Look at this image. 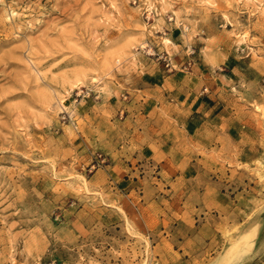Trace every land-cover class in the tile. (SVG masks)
I'll use <instances>...</instances> for the list:
<instances>
[{
  "label": "rangeland",
  "instance_id": "1",
  "mask_svg": "<svg viewBox=\"0 0 264 264\" xmlns=\"http://www.w3.org/2000/svg\"><path fill=\"white\" fill-rule=\"evenodd\" d=\"M162 92L187 179L94 177ZM0 264H264V0H0Z\"/></svg>",
  "mask_w": 264,
  "mask_h": 264
},
{
  "label": "crops",
  "instance_id": "2",
  "mask_svg": "<svg viewBox=\"0 0 264 264\" xmlns=\"http://www.w3.org/2000/svg\"><path fill=\"white\" fill-rule=\"evenodd\" d=\"M136 95L143 97L140 94ZM169 95H166L165 92L148 94L140 101L143 105L146 104V115H154V118L160 123L164 121L162 124H159L158 121L159 126L156 127L161 135L155 134V136L148 137V141L146 140L139 149H111L112 162L102 169L96 170L93 174L94 177L105 176L107 177L106 183H137L139 179L132 177L135 175L134 170L144 163L137 161L138 163L135 164L134 162L144 160L148 166L159 167L162 173L160 183H163L162 180L165 176L170 177L171 183L187 179L189 171L193 167L191 159L189 160L188 135L197 132L200 134L198 141H204L205 137L207 138L206 134L215 133L214 117L206 118L195 115L206 111L207 107H203V110L190 109V107L184 106V101L173 102L172 98L168 97ZM171 110L175 115L173 117L168 115ZM143 132L140 131V133ZM179 143H181L180 149H178ZM148 183H153V181L149 180Z\"/></svg>",
  "mask_w": 264,
  "mask_h": 264
},
{
  "label": "built area",
  "instance_id": "3",
  "mask_svg": "<svg viewBox=\"0 0 264 264\" xmlns=\"http://www.w3.org/2000/svg\"><path fill=\"white\" fill-rule=\"evenodd\" d=\"M94 159L95 161H93L92 167H95L96 165H100V163L105 160V157L102 155V153H96Z\"/></svg>",
  "mask_w": 264,
  "mask_h": 264
},
{
  "label": "bare ground",
  "instance_id": "4",
  "mask_svg": "<svg viewBox=\"0 0 264 264\" xmlns=\"http://www.w3.org/2000/svg\"><path fill=\"white\" fill-rule=\"evenodd\" d=\"M57 101V100H56Z\"/></svg>",
  "mask_w": 264,
  "mask_h": 264
}]
</instances>
